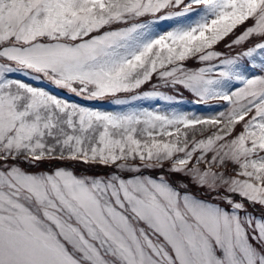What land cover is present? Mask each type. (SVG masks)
I'll use <instances>...</instances> for the list:
<instances>
[{"label":"snow or ice","instance_id":"obj_1","mask_svg":"<svg viewBox=\"0 0 264 264\" xmlns=\"http://www.w3.org/2000/svg\"><path fill=\"white\" fill-rule=\"evenodd\" d=\"M0 264H264V0H0Z\"/></svg>","mask_w":264,"mask_h":264},{"label":"rangeland","instance_id":"obj_2","mask_svg":"<svg viewBox=\"0 0 264 264\" xmlns=\"http://www.w3.org/2000/svg\"><path fill=\"white\" fill-rule=\"evenodd\" d=\"M148 103H149V102H144V104H143L142 106H147ZM186 107L191 108V107H193V106H192V105H187ZM162 108H163V106H162Z\"/></svg>","mask_w":264,"mask_h":264},{"label":"trees","instance_id":"obj_3","mask_svg":"<svg viewBox=\"0 0 264 264\" xmlns=\"http://www.w3.org/2000/svg\"><path fill=\"white\" fill-rule=\"evenodd\" d=\"M220 48H223V45L222 44L220 45ZM97 171H100V169H97Z\"/></svg>","mask_w":264,"mask_h":264}]
</instances>
